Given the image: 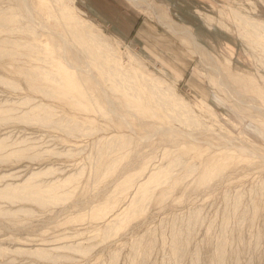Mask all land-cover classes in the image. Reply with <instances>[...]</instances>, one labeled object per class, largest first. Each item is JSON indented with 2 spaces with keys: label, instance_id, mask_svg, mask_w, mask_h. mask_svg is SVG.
Instances as JSON below:
<instances>
[{
  "label": "rangeland",
  "instance_id": "rangeland-1",
  "mask_svg": "<svg viewBox=\"0 0 264 264\" xmlns=\"http://www.w3.org/2000/svg\"><path fill=\"white\" fill-rule=\"evenodd\" d=\"M129 1L0 0V264H264V0Z\"/></svg>",
  "mask_w": 264,
  "mask_h": 264
},
{
  "label": "bare ground",
  "instance_id": "bare-ground-1",
  "mask_svg": "<svg viewBox=\"0 0 264 264\" xmlns=\"http://www.w3.org/2000/svg\"><path fill=\"white\" fill-rule=\"evenodd\" d=\"M131 2H133V3H135L136 5H137V7L139 6V8L140 7H143V6H146V4H148V0H130ZM71 2V1H70ZM149 6L155 11V12H158V9L154 6V5H152V3H149ZM78 12V11H77ZM72 14V13H71ZM63 15V14H62ZM159 14H157L156 16H158ZM80 16V15H79ZM238 16V20L240 21V25H242L243 23H244V25L245 24H247V25H249V21H248V19L247 18H245V17H243L242 15H237ZM159 17V16H158ZM161 17V16H160ZM67 18H69V16H67ZM165 18H163V20H164ZM237 19V18H236ZM160 20V22L163 24V25H166L167 27H169L170 29H171V31H173V33H175V34H181V35H184V36H186V37H188L191 41H192V43L195 45V47L196 48H199L200 50H203L204 51V47L201 45V44H199L198 42H197V40H196V37L193 35V33L191 32V30L190 29H188V28H185V29H177V28H175V27H173L172 25H170V24H167V22H165V21H163V20H161V19H159ZM166 20V19H165ZM211 21H213V19L211 20ZM254 21V20H253ZM86 22V21H85ZM259 22H261V21H259ZM71 23V22H70ZM75 23V22H74ZM87 23V22H86ZM86 23H84L83 21H80L79 19H77V25H76V27L78 28V30L79 31H83L85 34H89V35H91L90 37H91V39L89 40V41H87L86 39H83L82 37H80V36H78L79 37V39H77L78 40V42L77 41H75L74 43H76V44H79V45H81L82 47H84V50L87 52V53H89V54H92L93 56H94V58H95V61L96 62H98V63H101V61H102V58L106 55V57H104V62H105V64L106 65H108L107 67H109V69L111 70V69H113V68H111V67H113L114 66V69L118 66L117 65V63H119L120 61L117 59H114V54L113 53H111L113 50L111 49V48H108V49H110V51L107 53V54H104V55H102L104 52H103V45L105 46V45H108L109 46V44H106V43H103V42H99V41H101L102 40V38H100V35H97V34H91L90 32H89V30H87V28L88 29H91V27H89ZM262 23V22H261ZM54 24V23H53ZM250 24H252V23H250ZM257 24V23H256ZM261 25V24H260ZM74 26V25H73ZM246 26V25H245ZM252 26H254V27H256L257 25H255V24H252ZM251 26V27H252ZM264 26V25H263ZM249 27V26H248ZM227 28V27H226ZM248 29V28H247ZM253 29V28H252ZM260 29V28H259ZM242 31V30H241ZM252 31V30H251ZM262 31V30H261ZM243 33V32H242ZM259 33V32H258ZM255 34V33H254ZM76 35V34H75ZM79 35V34H78ZM252 35V34H251ZM87 36V35H86ZM74 37V36H73ZM89 37V36H88ZM89 37V38H90ZM244 37V36H243ZM256 37H258V36H256ZM59 38H61V36L59 37ZM64 38V37H63ZM62 38V39H63ZM245 38V37H244ZM250 38V37H249ZM247 39V38H246ZM72 40V39H71ZM86 40V41H85ZM250 40V39H249ZM258 40V39H257ZM55 41H57V40H55ZM66 41V40H65ZM104 41V40H103ZM248 41V40H247ZM63 44V43H62ZM66 46H67V41H66ZM253 45L255 44V43H252ZM261 44V43H260ZM80 47V46H79ZM106 47V46H105ZM65 48H67V47H65ZM65 48H64V50H65ZM63 50V51H64ZM112 50V51H111ZM68 56V55H67ZM65 57V56H64ZM70 57V56H69ZM68 57V58H69ZM64 59V58H63ZM70 59H71V57H70ZM65 60V59H64ZM69 60V59H68ZM116 64V65H115ZM98 65V64H97ZM62 66V65H61ZM95 67V66H94ZM98 67V66H97ZM73 68V67H72ZM71 69V68H70ZM93 69V68H92ZM95 69V68H94ZM94 69L93 70H91V69H89V71L91 70V71H94ZM102 69V68H101ZM62 70V69H61ZM71 71H73V70H71ZM71 71H69V69H68V71L66 70V71H64L63 72V75H64V87H65V89H64V91H63V94L64 95H70V94H73L74 95V93H77L78 92V85H77V83L79 82V81H81L80 79V77H78V75H77V77L74 75L75 73H72ZM98 71V70H97ZM120 71V70H119ZM215 71L217 72V73H220V70H219V68H215ZM84 72V71H83ZM116 72V71H115ZM95 73H96V71H95ZM110 73H111V71H110ZM224 73V72H223ZM96 74H98V73H96ZM95 74V77H96V81H97V85H99V84H101V83H99L100 81H99V78L101 77L99 74V78H98V76ZM108 74V72H104L103 73V75H107ZM139 74V73H138ZM140 75H142V74H140ZM218 75V74H217ZM85 77V75L83 74L82 75V77ZM83 77V78H84ZM105 77V76H104ZM221 77V76H220ZM80 78V79H79ZM140 78V77H139ZM144 78H145V75H144ZM142 79V78H141ZM226 79V78H225ZM92 79H89V81L88 80H86V81H88L89 83H90V81H91ZM101 80V79H100ZM145 80H146V82H145V85H146V87H148V88H150L151 90H153V79H151V78H148V79H146L145 78ZM115 82V81H114ZM219 83H220V85L221 86H224L225 88H227V89H229L228 88V86H226V84H224V82H223V80L220 78L219 79ZM143 84V83H142ZM142 86V85H141ZM154 86H156V85H154ZM162 88V87H161ZM167 89V88H166ZM224 89V88H223ZM149 90V89H148ZM137 93L136 94H139V91H136ZM156 92V91H155ZM151 93V92H150ZM151 94H153V96L155 95L153 92L151 93ZM157 94V93H156ZM132 95V94H131ZM135 97H136V95H135ZM176 97V96H175ZM175 97H173V99H175ZM150 98H151V96H150ZM136 99H137V97H136ZM155 99H156V97H155ZM157 100V99H156ZM127 103V102H126ZM132 103V102H131ZM130 103V104H131ZM135 103H138L137 104V106L138 107H140V108H143L144 107V109L146 110V111H148L149 112V107H147V103H146V106H144L143 105V101H140V100H136V102ZM149 103V102H148ZM174 104L173 105H175V101L173 102ZM172 104V103H171ZM178 104V103H177ZM133 105V104H132ZM135 106H136V104H135ZM165 107H167V106H165ZM139 108V109H140ZM144 111V110H143ZM24 188H26V187H22V186H15L13 189H14V192L15 193H18V192H20V189H24ZM34 189V191H35V193L37 194V195H44L45 193H47L43 188H40V187H38V188H36L35 189V187L33 188ZM3 191H4V189H3ZM33 191V192H34ZM6 192H8V190L6 191ZM35 200L38 202V203H42L43 202V200H42V198H40V197H36L35 198ZM26 246V245H25ZM25 246H20V247H18L16 250L18 251V252H22L23 253V255H24V253H36V254H39V255H42V253H43V251H41L40 249H30V248H28L27 246L25 247ZM22 253H21V255H22ZM20 254V253H19Z\"/></svg>",
  "mask_w": 264,
  "mask_h": 264
},
{
  "label": "crops",
  "instance_id": "crops-1",
  "mask_svg": "<svg viewBox=\"0 0 264 264\" xmlns=\"http://www.w3.org/2000/svg\"><path fill=\"white\" fill-rule=\"evenodd\" d=\"M96 2L95 5H93L92 0H81L82 3H85V10L87 11V13L95 20H97L99 23L101 24H106L108 23L109 26H112L113 30H115L118 34H121L122 32H131L132 30H134V26H136V22L138 19V16L136 14V12H129L130 14H132V19L134 21L133 24L129 25V24H125L122 21H117V19L112 20L110 17H106L109 13H108V8H110V6H114V10L116 12L117 8L122 10V11H126V6H123L121 4L122 0H117V3H119V5H114L115 1L114 0H93ZM179 0H163V2L165 3H171V2H176ZM194 2H204L205 0H192ZM88 2V4H87ZM130 2V1H129ZM132 4V3H131ZM173 4V3H172ZM138 9V8H137ZM139 10V9H138ZM140 11V10H139ZM109 16V15H108ZM115 17V16H113ZM128 26V29H126V26ZM143 25V26H142ZM139 29L138 32H140L141 35L143 34H150V36L152 37H146L148 39V41L150 42V45H153L155 43H157L156 40V35L158 33L154 32V29L150 30V26L148 25L147 27L145 26V23H143ZM156 34V35H155Z\"/></svg>",
  "mask_w": 264,
  "mask_h": 264
}]
</instances>
